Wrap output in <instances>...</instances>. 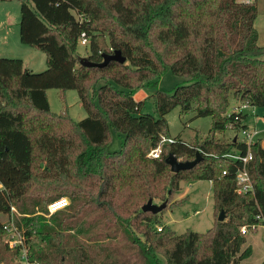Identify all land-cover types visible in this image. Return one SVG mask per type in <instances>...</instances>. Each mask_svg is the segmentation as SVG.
<instances>
[{
    "label": "trees",
    "instance_id": "trees-1",
    "mask_svg": "<svg viewBox=\"0 0 264 264\" xmlns=\"http://www.w3.org/2000/svg\"><path fill=\"white\" fill-rule=\"evenodd\" d=\"M17 1L20 42L46 57L41 73L25 70L20 59L0 58V216L16 209L27 261L161 264L162 256L166 264H240L248 258L251 247L242 250L239 228L264 224V146L256 141L248 148L237 137L225 141L215 134L248 129L247 115L230 108L233 102L264 107V46L254 28L258 0ZM81 33L90 62L114 51L125 62L81 66ZM167 69L186 84L156 90L153 115L142 114L135 91L156 86ZM49 89L62 98L75 90L87 117L75 121L66 109L51 112ZM177 107L210 117V134L191 143L173 138L158 158L148 157L169 138L166 115ZM110 129L123 135L112 153ZM248 149L253 191L237 194L241 162L225 155L244 156ZM197 152L201 159L188 170L173 173L165 161L169 154L192 161ZM198 180L211 182L214 215L223 212L224 220L215 218L204 233L176 235L161 215L188 199L171 200L181 182ZM61 198L68 206L46 218L48 204ZM149 199L168 201L153 214L141 211ZM4 234L0 221V239Z\"/></svg>",
    "mask_w": 264,
    "mask_h": 264
},
{
    "label": "rangeland",
    "instance_id": "rangeland-1",
    "mask_svg": "<svg viewBox=\"0 0 264 264\" xmlns=\"http://www.w3.org/2000/svg\"><path fill=\"white\" fill-rule=\"evenodd\" d=\"M19 20H20V4L17 0L2 1L0 0V58L20 59L23 61V68L31 73H41L46 70V57L42 52L23 45L19 39ZM254 28L258 34L257 44L264 46V0L257 1V14L254 21ZM77 54L79 57H87L89 54L88 46L77 45ZM186 80L173 75L169 69L158 79V83L154 87H145L138 89L134 93V100L142 102V114L153 115V105L151 95L156 90H164L171 92L174 87L185 85ZM119 88V87H117ZM120 89V88H119ZM50 111L53 113H61L65 109L70 117L75 121H80L87 117V113L83 109L75 90H69L62 98L61 93L56 89H49L46 92ZM248 114L247 124L248 132L253 128L259 132L258 137L264 138V107H250L245 110ZM254 120H257L253 125ZM168 124L169 138L164 139H180L184 142L191 143L201 141L210 134L211 118L197 117L193 107L182 112L180 108H175L166 115ZM263 129V130H262ZM109 143L107 144L108 152L119 151L123 139V135L116 134L110 129ZM215 137L230 141L237 137L239 142L245 140V136L240 131L227 129L223 133L215 134ZM247 140V139H246ZM1 187V186H0ZM212 185L209 181L198 180L193 182H181L180 189L172 196V202L184 197L188 199L182 205L168 209L161 215V223L168 225L176 235H180L186 231L196 233H204L208 231L214 223V205L212 197ZM66 199V198H65ZM168 201V199L166 200ZM159 205L162 202L158 199L152 201ZM167 204V203H166ZM36 216H43L41 212H36ZM17 216V215H16ZM48 216H46L47 218ZM8 216L1 215L0 221L5 224ZM15 220V217H14ZM245 236V244L242 250L247 246L251 247V255L242 260L240 264H260L264 260V228L259 227L257 230L249 231ZM6 232L0 239V264L7 260L8 264H24L21 253L17 258L10 257V249L7 244ZM7 248V250H6ZM23 253V252H22ZM161 264H166L164 258L160 256Z\"/></svg>",
    "mask_w": 264,
    "mask_h": 264
},
{
    "label": "built area",
    "instance_id": "built-area-1",
    "mask_svg": "<svg viewBox=\"0 0 264 264\" xmlns=\"http://www.w3.org/2000/svg\"><path fill=\"white\" fill-rule=\"evenodd\" d=\"M243 2H250L251 0H242ZM88 42L87 36L85 33H81L79 38H78V45L80 46H86ZM243 108L247 107L245 105L241 106ZM241 107L238 109H241ZM237 110V108L233 109ZM245 136V140L243 141L247 147L249 148L250 145L256 141H259L262 146H264V138L258 137L259 132L253 129L251 132H248V129L242 132ZM247 139V140H246ZM173 139H162L159 143V145L153 149L150 150L148 157L150 158H158L161 154V146L165 143H171ZM226 158L234 161H240L241 166L237 169L236 171V193L237 194H242V193H248L252 192V184L250 177L247 173L246 170V164L247 162L251 159V155L249 153V149L247 150V153L244 156H241L238 152L231 153L225 155ZM225 172L222 173L224 175ZM1 186V185H0ZM1 188V187H0ZM69 202L65 198H61L58 200H55L48 204L47 210L48 214L46 216H50L54 214L55 212L62 210L68 206ZM60 208V209H58ZM58 209V210H56ZM8 216V221L4 224V229L6 232V237H7V244L9 245L10 249H16V248H21L20 253H21V258L23 261H25L24 264H30L27 259H26V250L23 247L24 244V239L21 234V232L16 228L15 223H14V217L18 215L16 209L14 207H10L9 213L6 214ZM44 216V214H43ZM257 219H261L257 216ZM262 227L264 228V224L261 225H242L239 228V232L241 235H246L249 231H254L257 230V228ZM157 231L161 230V226L156 227ZM23 252V253H22Z\"/></svg>",
    "mask_w": 264,
    "mask_h": 264
},
{
    "label": "water",
    "instance_id": "water-1",
    "mask_svg": "<svg viewBox=\"0 0 264 264\" xmlns=\"http://www.w3.org/2000/svg\"><path fill=\"white\" fill-rule=\"evenodd\" d=\"M110 61H116L119 62L121 64H123L125 62V58L123 56H121L119 51H114L112 54H104L102 56V62L101 63H93L90 62L88 60L87 57H79V63L81 66H86V67H92V66H96V67H104L106 66ZM201 159L200 154L197 152L195 159L192 161H180L177 160L175 156H173L172 154H169L166 158V163L170 166V170L173 173H177L181 170H188L191 169L195 164H197ZM167 201L165 200L164 202H162L159 205H156L152 202L151 199H149L147 201L146 204H144L141 207V211L143 212H150L153 214H157L159 213L161 210H163L166 206ZM217 220L219 222L224 220V214L223 212H220Z\"/></svg>",
    "mask_w": 264,
    "mask_h": 264
},
{
    "label": "crops",
    "instance_id": "crops-1",
    "mask_svg": "<svg viewBox=\"0 0 264 264\" xmlns=\"http://www.w3.org/2000/svg\"><path fill=\"white\" fill-rule=\"evenodd\" d=\"M22 62H23V61H22ZM235 107H239V108H240L241 106H238L237 103H234V102H233V103L231 104V107H230V108H235ZM246 109H247V107H245V108L241 107V111H242L244 114L247 115V118H246L245 124H246L247 128H249V125L247 124V120H248L249 117H248V114L245 113V110H246ZM256 122H257V120H254L253 125L256 124ZM262 122H263V124H264V118L262 119ZM253 129H255V128H253ZM253 129H252V130H253ZM262 130H263V129H262ZM210 183H211V182H210Z\"/></svg>",
    "mask_w": 264,
    "mask_h": 264
}]
</instances>
